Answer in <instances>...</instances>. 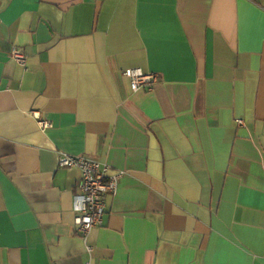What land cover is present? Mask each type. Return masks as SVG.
<instances>
[{
    "label": "crops",
    "instance_id": "0c3cea01",
    "mask_svg": "<svg viewBox=\"0 0 264 264\" xmlns=\"http://www.w3.org/2000/svg\"><path fill=\"white\" fill-rule=\"evenodd\" d=\"M60 152L126 171L87 240ZM0 264H264V0H0Z\"/></svg>",
    "mask_w": 264,
    "mask_h": 264
},
{
    "label": "built area",
    "instance_id": "2783aa9c",
    "mask_svg": "<svg viewBox=\"0 0 264 264\" xmlns=\"http://www.w3.org/2000/svg\"><path fill=\"white\" fill-rule=\"evenodd\" d=\"M12 58L21 65H26L27 55L23 49L14 47ZM129 77L135 91L152 92L159 82V76L154 72H146L141 67H132L124 70ZM39 126L46 129L52 126L51 122L42 118L41 113L33 111ZM239 125L244 124L238 120ZM60 167L79 168L82 176L78 182V193L74 195L75 223L79 234L87 240L91 231L105 223L107 214V198L115 195L126 171L115 169L110 164L98 159L60 152L58 157ZM93 247L88 246L92 251Z\"/></svg>",
    "mask_w": 264,
    "mask_h": 264
}]
</instances>
